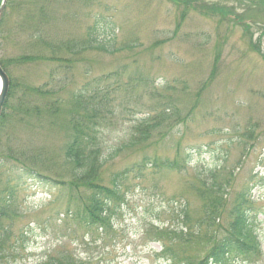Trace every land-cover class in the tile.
Here are the masks:
<instances>
[{
	"label": "rangeland",
	"instance_id": "1",
	"mask_svg": "<svg viewBox=\"0 0 264 264\" xmlns=\"http://www.w3.org/2000/svg\"><path fill=\"white\" fill-rule=\"evenodd\" d=\"M1 20L10 89L0 158L56 181L22 179L0 226V264H196L215 248L212 229L227 224L246 185L259 247L229 264H264V0H7ZM95 24L113 28L118 52L90 47ZM88 83L114 100L97 177L95 163L79 171L66 158L74 95ZM151 110L155 122L168 118L135 140ZM191 151L181 172L130 180L105 224L70 214L89 196L79 176L109 184L144 157L180 161ZM211 171L222 182L214 196L205 182ZM13 179L0 172V192Z\"/></svg>",
	"mask_w": 264,
	"mask_h": 264
},
{
	"label": "trees",
	"instance_id": "2",
	"mask_svg": "<svg viewBox=\"0 0 264 264\" xmlns=\"http://www.w3.org/2000/svg\"><path fill=\"white\" fill-rule=\"evenodd\" d=\"M1 6L2 1L0 0V9ZM0 23H2L1 18ZM101 27L96 24L90 27L89 38L87 36L88 42L92 45L90 47L105 53L118 52L115 45H112V42H117L113 28L111 27V31L109 32H112L115 37L113 36L111 38L110 33L107 32L108 29H101ZM0 64L2 65V62ZM114 76H119V71H116ZM88 86L89 83L83 89H79L74 95V102L77 108L71 117V124L75 136L73 143L67 149L66 158L67 160L73 161L79 171H82L83 167L95 163V172L91 175L97 177V169L105 166V162L107 161L105 156L101 155L102 145L99 143V136H102L103 130L101 129L106 127L107 115L114 110V100L110 99L108 91L105 92L104 96L100 97L102 91L99 87L100 84L90 89ZM5 105L0 116V127L4 124L6 116L7 109ZM153 113V110H151L149 115L138 124L137 130L140 134L139 136L137 134L135 140H139L140 142L147 140L153 132L159 129L160 124L163 123L162 118L164 120L168 118H164V115L161 113V120L155 122ZM243 137L246 138L247 135H243ZM192 155V151L185 152V158L180 161L176 158L164 159L160 156L144 157L138 162L128 164L123 169L111 174L109 184H101L99 181L96 182L97 178L95 177L90 179L87 175L83 177L79 176V179L82 181L84 179V183L87 184L89 196L83 198L82 208L76 209V212L70 209V214L75 215V217L77 216L82 221L94 224V226L98 223L105 224V222L110 221L112 216L117 213L130 180L144 178L146 172L149 170H173L181 172L185 170L188 163L192 160ZM25 168L24 171L16 169L15 167L11 168L8 163L3 162V159L0 158V172H10L14 178L13 182H8L0 192V226L6 214L9 213L10 208L8 204L13 200L23 178L36 182H46L47 184L56 181L43 176L34 169ZM210 174V180L207 178L205 181L208 187L206 189L214 196L218 194V191L222 190V182L219 181L220 174H216L214 171H211ZM248 186L246 185L244 189L236 192L232 207L225 217L227 224L224 227L220 224L218 229H212V235H216L215 248L196 264H229L231 257L239 255L246 256L259 247V236L256 230L257 214L254 212L253 204L254 192L253 188L251 189ZM221 209H223V204L221 205ZM217 211L220 214V210L218 209ZM223 216L225 215L221 213L219 215L220 219ZM215 218L214 215H206V221L211 222L210 224L216 221ZM56 262L58 261L49 259L44 264H56ZM68 264H73V260L69 259ZM184 264L195 263L187 261Z\"/></svg>",
	"mask_w": 264,
	"mask_h": 264
},
{
	"label": "water",
	"instance_id": "3",
	"mask_svg": "<svg viewBox=\"0 0 264 264\" xmlns=\"http://www.w3.org/2000/svg\"><path fill=\"white\" fill-rule=\"evenodd\" d=\"M3 10H4V5L1 9L0 16ZM9 89H10L9 77L7 73L5 72V70L3 69V67L0 65V115L3 110V106L7 100Z\"/></svg>",
	"mask_w": 264,
	"mask_h": 264
}]
</instances>
